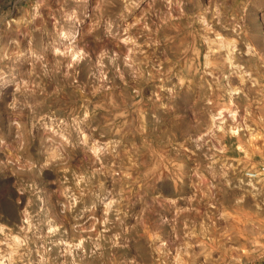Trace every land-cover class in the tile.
Returning a JSON list of instances; mask_svg holds the SVG:
<instances>
[{
  "label": "rangeland",
  "instance_id": "374dc122",
  "mask_svg": "<svg viewBox=\"0 0 264 264\" xmlns=\"http://www.w3.org/2000/svg\"><path fill=\"white\" fill-rule=\"evenodd\" d=\"M264 0H0V264H264Z\"/></svg>",
  "mask_w": 264,
  "mask_h": 264
},
{
  "label": "built area",
  "instance_id": "2783aa9c",
  "mask_svg": "<svg viewBox=\"0 0 264 264\" xmlns=\"http://www.w3.org/2000/svg\"><path fill=\"white\" fill-rule=\"evenodd\" d=\"M264 171V169H262Z\"/></svg>",
  "mask_w": 264,
  "mask_h": 264
}]
</instances>
